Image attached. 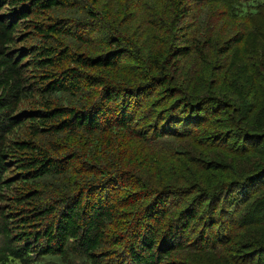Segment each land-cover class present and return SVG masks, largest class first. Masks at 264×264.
I'll return each mask as SVG.
<instances>
[{"label":"trees","instance_id":"16d2710c","mask_svg":"<svg viewBox=\"0 0 264 264\" xmlns=\"http://www.w3.org/2000/svg\"><path fill=\"white\" fill-rule=\"evenodd\" d=\"M217 1L226 6L228 15L242 22L264 15V0H0V264H177L174 251L189 248L208 254L228 250L233 241L230 225L239 227L234 220L237 216L232 217L228 235L223 238L222 223L215 217L222 211L213 203L214 215L208 213L204 221L198 202L179 213L174 222L168 219L162 229L149 225L157 219V205L162 209L158 217L165 218L171 205L168 195H180V189L157 195L152 190L154 196L146 203L143 216L132 221L122 238L124 245L115 249L121 239L116 237V230L108 228L118 224V212L125 206L128 197L124 194L132 177L106 164L100 166L88 155L100 154L103 142L108 143L104 150L112 149L115 144L106 137L109 133L125 131L148 139L145 130L142 133L136 128L145 110V105L137 102L140 88L121 85L100 72L117 70L123 60L132 57L127 55L133 48L126 43V35L112 24L115 16L110 6L116 7L120 17L125 16L117 22L127 30L132 22L165 35L169 27L178 29L169 46L170 62L189 52L204 61L215 58L212 53L222 55L223 74L228 79L233 77V82L240 76L247 89L209 83L212 99L205 106L212 113H218L213 104L228 111L227 120L234 126L244 123L248 114H262L264 52L251 45L248 56L227 61L226 55L233 48L248 46L249 34L248 28L240 31L234 24V33H228L225 40L220 37L227 27H218L219 19L211 17ZM215 27L217 36L212 37ZM252 35L258 36V30L253 29ZM154 60L150 64L157 68ZM155 77L147 75L142 89L150 84L164 87L169 81ZM166 91L170 94L171 88ZM179 101L174 112L183 109ZM175 126L174 135L187 130ZM240 129H233L231 137L243 139L247 134ZM161 138L154 128L152 139ZM152 139L145 145L150 147ZM235 149L248 161L253 152L264 164V148ZM256 169L253 163L248 171H258L254 175L263 177L264 166ZM214 176L212 173L209 178ZM97 192L101 193L91 200L90 195ZM262 193L263 186L257 195ZM139 194L143 195L142 191ZM222 194H214L213 201ZM261 199L256 202L258 206L264 205V196ZM141 218L147 220L145 224L139 223ZM193 230L196 236L192 239Z\"/></svg>","mask_w":264,"mask_h":264},{"label":"rangeland","instance_id":"374dc122","mask_svg":"<svg viewBox=\"0 0 264 264\" xmlns=\"http://www.w3.org/2000/svg\"><path fill=\"white\" fill-rule=\"evenodd\" d=\"M110 8L115 16L112 24L126 35V43H129L133 48L127 55L130 57L132 54V57L130 61L123 60L117 70L107 68L100 69V72L105 74L104 76L108 79L119 82L121 85H129L131 88L136 86L135 89L140 88L137 94L139 98L136 101L145 105V110L140 114L141 122L136 128L142 133L145 130L146 138H148L138 139L125 131L106 132L109 133L106 137L113 142V145L115 144L112 149L110 151L104 150V145L108 147V143L103 142V150L100 151V154H88L91 159L101 163L100 166L104 167L106 164L111 168H117L128 173L132 177V183L124 194V198L128 197L124 200L125 206L118 212V224H112L108 228L110 231L116 230V237L119 236L121 239L120 243L114 246L115 249L124 245L122 238L126 235V230L132 221L136 217L143 216L146 203L154 196L152 190H156L155 195H157L160 191L180 189L183 192L180 195L175 193H171L174 194L173 196L168 195L171 197H169L171 205H169L170 208L166 212L165 218L158 217L162 209L157 205V219L155 217L149 225L162 229L168 219L169 222H174L180 218L179 213L181 214L188 207L200 202L199 216L203 221L206 216L210 215L208 213L212 210L211 203L214 204V207L216 204L217 211H222L221 214L215 216L222 224L218 220H214L217 222L216 226L219 224L222 226L223 238L225 234L228 235L226 229L232 223L231 219L235 215L237 216L234 218L237 221L235 224L239 227L232 228L233 223L230 225L229 232L233 241L227 246L228 250L217 249L208 254L193 252L189 248H185L181 252L174 251L173 258L178 260L177 264H264V215H260L264 211L262 208L264 205L258 206L256 203L258 198L262 200L261 197L264 196V193L257 195L259 188L264 187V176L259 178V176L254 175L258 171H248L252 168L253 163L258 170H262L261 167L264 164L262 161H258V157L254 156L253 152L249 156L250 161H248L245 154L242 155L235 149V147L253 150L264 148V110L261 112L262 114H248L246 117L247 111L244 116L246 117L244 123H239L237 126L227 120L230 113L228 114V111L225 112L224 109H219L215 104H213L214 112L218 113H212L211 109L205 106L209 104L210 101L208 100L212 99L207 87L209 83L217 81L230 88L234 86L237 90L240 88L247 89V83L243 82L240 76H235L233 82V77L228 79L223 74L220 60L222 55L212 53L215 58L208 57V60L204 61L203 58H199L197 53L189 52L177 60L171 59L170 62V58L168 59L169 46L178 29L169 27L168 34L165 35L158 33L155 29L148 28L146 30L132 22L127 24L131 28L127 30L117 22V20H124L125 16L120 17L115 6H110ZM211 17L219 19L218 27H227L220 32V37L223 40L229 37L226 36L228 33L236 31L234 24L240 31L243 28H248V46L233 48L226 55L228 56L227 61L235 56L239 58L248 56V48L251 45L254 50L257 46L261 52H264V15L242 22L241 18L228 15L226 6L217 1L214 2ZM253 29L258 30V36L252 35ZM216 31L217 28L215 27L212 37L217 36ZM213 40L215 41L212 44L215 45L218 37ZM153 59H155L154 64H158L157 68L150 64ZM169 62L174 63L175 66ZM232 65L234 67L235 63ZM248 66L247 60L246 69ZM133 74L136 76L134 77ZM147 75L154 77V79L157 78L155 76H160L158 77L160 80L169 78V81L164 87L162 85L154 87L150 84L142 89L148 82L144 80ZM166 88H171L170 94ZM177 101L183 103V109L177 108L178 110L174 112ZM190 104H198L202 108L194 107L196 110L191 108ZM200 109L202 110L200 111ZM184 119H187V124L182 125L181 122ZM175 124H177L176 128H186V132H179L178 135H174L173 126ZM140 127L141 129H139ZM154 128L160 133L162 137L160 140L154 141L152 139ZM238 128H241L240 131L244 129L242 134H247L244 135L243 139L231 137L233 134L231 131ZM248 131L252 133H248ZM150 139H152V144L149 147L145 144ZM92 163L95 167L98 166L95 161ZM219 164L227 167H221ZM232 167L233 169H231ZM237 172L241 175H236ZM212 173L217 176L209 178ZM182 177L186 179L184 185L182 184L184 182ZM240 181H245L246 185H239ZM141 191L143 195L139 194ZM101 192L91 194L90 199L97 198ZM145 193L148 195L147 200ZM218 193L224 194L213 201L214 194ZM254 201L255 206L253 205ZM260 207L262 210L259 212ZM228 210L233 211L232 214ZM244 213L246 216L241 219ZM211 214L214 215L212 212ZM171 219L173 221H170ZM146 221V219L141 218L139 223L145 224ZM179 221L177 222L179 223ZM194 232L195 230L191 234L188 233L192 239L196 236ZM218 236L222 237L220 234Z\"/></svg>","mask_w":264,"mask_h":264}]
</instances>
